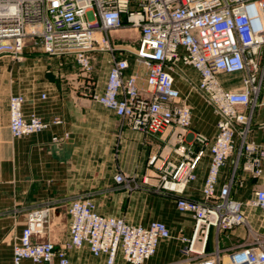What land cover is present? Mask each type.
<instances>
[{
	"label": "built area",
	"instance_id": "built-area-1",
	"mask_svg": "<svg viewBox=\"0 0 264 264\" xmlns=\"http://www.w3.org/2000/svg\"><path fill=\"white\" fill-rule=\"evenodd\" d=\"M123 27L137 34L132 49L112 44L110 34ZM263 48L264 0H0V56L14 63H23L27 51L59 59L72 56L81 84L85 81L83 92L124 125L145 133L173 129L169 146L148 155L140 179L122 172L113 179L128 190L171 195L177 210L192 215L190 234L178 238L182 264H224V259L264 264V239L257 233L253 245L226 256L206 251L212 228L246 224L243 205L264 213V185L244 203L231 197V181L216 188L219 172L236 148V164L241 158L242 169L253 177L264 173V149L248 139L264 74ZM96 53L109 54L108 71L100 90L91 91ZM131 60L145 68L143 86L130 71ZM183 67L192 68L196 79ZM235 73L242 74L238 87L224 88L219 75ZM179 78L217 115L214 136L191 129L192 109L176 86ZM8 102L13 137L61 123L25 115L22 93L10 94ZM207 153L201 197L187 198L183 191L196 180ZM49 211L42 206L28 212L9 264H71L72 250L86 251L102 264H143L156 254L161 240L172 237L161 220L130 223L99 213L88 197L72 196L66 207L67 238L56 242L45 237Z\"/></svg>",
	"mask_w": 264,
	"mask_h": 264
},
{
	"label": "crops",
	"instance_id": "crops-1",
	"mask_svg": "<svg viewBox=\"0 0 264 264\" xmlns=\"http://www.w3.org/2000/svg\"><path fill=\"white\" fill-rule=\"evenodd\" d=\"M183 70L196 79L192 68L183 67ZM107 71L108 68L102 82ZM130 71L137 74L138 84L143 86L145 68L131 60ZM77 76L71 73V58L68 57L59 59L40 52L26 53L19 66L12 64L8 57L0 56V264L11 262L13 245L26 224L27 214L37 207L50 208L45 237L64 241L68 229L66 207L72 196L88 197L99 213L122 217L130 223L165 222L172 237L160 241L156 254H161L159 264H169L177 255L172 250V239H176L175 234H190L192 215L177 210L171 195L155 194L146 189L128 190L116 184L113 176L122 172L140 179L148 155L169 146L173 129L162 133L131 129L112 110L84 96L78 89L82 79ZM241 77V73L221 74L219 80L224 88L232 89L238 87ZM97 82L99 86L101 77ZM176 86L191 106V129L214 136L218 117L211 106L207 102H196L198 92L189 85L183 91L178 80ZM14 93L23 94L25 115L34 114L45 121L58 118L61 123L51 124L38 133L13 137L9 130L8 101ZM251 125L248 139L264 149V74ZM53 136L58 140L53 141ZM236 154L237 148L221 168L216 188L231 181V197L244 203L264 185V173L253 177L244 171L241 158L236 164ZM209 158L207 153L200 162L196 180L183 191L185 197H201ZM243 212L245 225L230 230H210L207 253L219 251L226 256L251 246L256 233L264 239V213L248 205H243ZM69 255L71 264L74 258L77 264H86L88 258L91 264L100 262L82 250H72Z\"/></svg>",
	"mask_w": 264,
	"mask_h": 264
},
{
	"label": "rangeland",
	"instance_id": "rangeland-1",
	"mask_svg": "<svg viewBox=\"0 0 264 264\" xmlns=\"http://www.w3.org/2000/svg\"><path fill=\"white\" fill-rule=\"evenodd\" d=\"M113 34H115V35H113ZM110 38L114 40V42H112L113 45L120 44L121 46H125L128 49H132L136 45L137 34L135 31H132L126 27H123V28L117 30L116 32H112L110 34ZM27 53L33 54V53H39V52L27 51ZM68 58H71V73H76L78 75L77 77H80L81 79H83L82 76L80 75L81 71H80L79 66L76 64L75 59L72 56H68ZM108 59H109V54H107V53H96L95 59L93 60V72L91 75L92 82L94 81L93 85H91V91H93L94 88L97 91L100 90V86L103 83L102 80L104 79L103 74H105V70H106V68H108ZM10 62L12 64H16L19 66L22 64V63H14L11 60H10ZM98 77H101V82H100L101 84L99 86L97 85ZM178 80H179V84L182 85L184 88L183 91H185V89H187V86H188L187 83L180 78ZM84 85H85V81H84L83 85H78V89L82 90V94L84 96H86L91 101L90 95H89L90 93L85 92V91L83 92ZM182 93H183V95H185L184 92H182ZM198 94H196V96H197L196 102H201V103L205 104V102H207L205 100V98L200 93H198ZM147 191L154 192L152 190H147ZM154 193L159 194L157 192H154ZM179 236H180V234H175L176 239H172V242H174L172 250H175L177 255L175 256L176 259L174 258L175 260L172 262H169V264H175V263L182 264V256H181V253L179 250V247L182 245L179 242V239H178ZM74 259H73V264H77L76 263L77 259H75V260ZM161 261H162L161 260V254L158 253L155 256H153L152 258L145 261L143 264H159ZM226 262H227V260H225V264H226ZM86 264H91V260L89 258L86 259ZM96 264H102V261H100ZM117 264H125V263L118 260Z\"/></svg>",
	"mask_w": 264,
	"mask_h": 264
},
{
	"label": "bare ground",
	"instance_id": "bare-ground-1",
	"mask_svg": "<svg viewBox=\"0 0 264 264\" xmlns=\"http://www.w3.org/2000/svg\"><path fill=\"white\" fill-rule=\"evenodd\" d=\"M225 260H226V259H224V264H225ZM228 264H229V263H228Z\"/></svg>",
	"mask_w": 264,
	"mask_h": 264
}]
</instances>
